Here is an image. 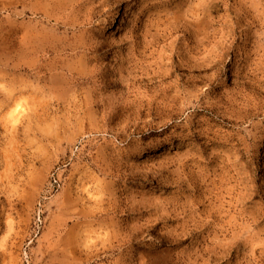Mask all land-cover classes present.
Wrapping results in <instances>:
<instances>
[{
	"label": "rangeland",
	"instance_id": "obj_1",
	"mask_svg": "<svg viewBox=\"0 0 264 264\" xmlns=\"http://www.w3.org/2000/svg\"><path fill=\"white\" fill-rule=\"evenodd\" d=\"M0 264H264V0H0Z\"/></svg>",
	"mask_w": 264,
	"mask_h": 264
}]
</instances>
